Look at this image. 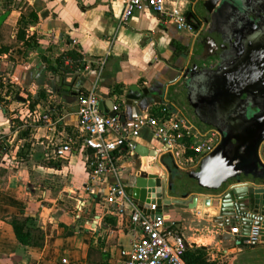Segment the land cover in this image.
Listing matches in <instances>:
<instances>
[{
  "label": "crops",
  "instance_id": "crops-1",
  "mask_svg": "<svg viewBox=\"0 0 264 264\" xmlns=\"http://www.w3.org/2000/svg\"><path fill=\"white\" fill-rule=\"evenodd\" d=\"M18 1L0 0V83L7 85L0 87V94L5 95V101L0 102V136L6 139L0 143L7 146L6 141L19 140L15 146L18 150L7 146L8 153L0 164L15 169L5 181H0V264H86L98 230V235L104 237L103 251L109 253L110 261L122 264L133 241L139 237V229L130 224L129 211L122 217L115 206L106 203L107 189L113 182L111 177L95 183L98 194L86 204L89 214L79 220L75 218L78 201L87 196L91 151L78 143L71 154L56 155V147L68 135L77 133L79 125L78 100L58 93L57 89L65 75L78 73L81 93L94 90L100 101H106L105 108L111 105L109 99L120 104L121 91L130 84L146 82V78L154 82L167 69L157 61L159 53L169 58L170 47L179 45L175 38L184 37L187 41L192 35L178 32L172 23L165 22L162 15L149 8L122 22V0H24L27 6L19 5ZM19 29L25 32V40L18 37ZM74 56H81L78 59L81 66L77 67ZM71 80L70 76L66 78L68 82ZM9 84L20 91L15 94V100L7 92ZM33 98L37 103H32ZM14 103L25 108L17 112ZM162 105L173 106L200 132L215 129L203 123L196 109L189 106L185 91L177 99L166 94ZM120 107L122 110L123 106ZM159 107L151 106L150 112H156ZM50 109L56 111L59 119L52 128L37 120ZM13 117L20 118L22 123L16 126ZM194 118L199 122H194ZM150 137L153 138L150 129L142 130L137 141L160 149L161 144L154 138V142L150 141ZM22 148L25 156L18 155ZM117 158L123 169L122 182L142 166L141 157L134 159L123 149ZM176 169L181 171L179 167ZM0 180H3L1 176ZM196 193L220 194L219 191ZM169 195L183 197L184 194ZM183 210L170 213L177 228L182 225L185 230L182 233L189 246H194L193 236L187 237L186 233L193 227L183 223V214L206 221L197 230H200L199 238L210 241L198 246L208 247L213 259L226 257L228 264H264V243L236 247L238 238L230 230L239 223L221 226L211 215ZM13 214L34 217L47 233L46 245L24 248L12 225L4 221ZM97 216L102 218V223L93 229Z\"/></svg>",
  "mask_w": 264,
  "mask_h": 264
},
{
  "label": "water",
  "instance_id": "water-1",
  "mask_svg": "<svg viewBox=\"0 0 264 264\" xmlns=\"http://www.w3.org/2000/svg\"><path fill=\"white\" fill-rule=\"evenodd\" d=\"M185 40L184 37L175 38L181 46L189 44L190 40L187 43ZM243 42L245 48L235 55L224 43L219 45L223 48L217 55L214 49L209 51L200 43L195 46L193 66L188 65L189 57L173 45L169 58L160 53L157 56V61L167 68L161 76L154 82L150 78L142 83L137 81L121 91V111H115L117 104L113 99H109L111 105L108 108H105L106 101L99 102L102 112L119 115L122 122L129 124L148 112L151 106L162 105L166 94L177 99L185 91L188 104L196 109L201 121L221 134L220 143L201 164L209 162L214 178L210 186L220 192L216 196L189 191L183 197H171L169 191L174 189L173 168H178L177 156L167 152L165 147L150 148L139 143L132 156L142 158V167L123 183L127 194L140 209L146 211L151 201L158 202L160 212L172 205L188 208L211 215L221 226L231 222L242 224L245 234L254 224L264 225V109L258 103H248L247 97L256 92L247 84L252 77L248 76V40ZM69 76L72 80L68 82ZM78 79V73L65 75L57 92L75 96L77 101L82 90ZM145 159L157 164L158 168L165 165L167 177L160 179L146 173L153 167L144 168ZM196 171L187 169L185 173L194 178Z\"/></svg>",
  "mask_w": 264,
  "mask_h": 264
},
{
  "label": "built area",
  "instance_id": "built-area-1",
  "mask_svg": "<svg viewBox=\"0 0 264 264\" xmlns=\"http://www.w3.org/2000/svg\"><path fill=\"white\" fill-rule=\"evenodd\" d=\"M197 0H122L123 12L121 21L128 20L135 12L146 8L162 15L167 23H172L178 32L189 33L193 38L196 31L187 17V11L195 6ZM100 98L92 90L81 94L78 98V132L68 135L56 147L55 153L59 157L71 154L81 144L91 151L88 158L89 178L85 186V193L77 203L75 218L77 220L89 214L86 204L97 196L95 183L107 177L113 178L107 189L106 203L115 206L120 216L129 211L130 224L139 229V237L133 243L127 259L122 264H186L184 254L188 247L186 238L174 227V220L163 209L159 211L158 203L150 204L146 211L140 209L126 192L125 184L120 179L122 167L118 163L117 153L126 150L133 154L139 144L144 128L150 129L153 138L165 147L167 152L177 156V167L181 170L198 166L204 158L210 155L221 141V134L216 129L200 132L191 125L184 115L171 105H158L155 112L141 115L129 124L122 122L119 115L112 116L99 108ZM115 111H121L119 104ZM56 111L50 109L37 117L49 127L58 122ZM5 136H0L3 142ZM151 167L161 169L155 173L146 170L148 174H155L158 178L167 177L166 166L150 162ZM142 167V166H141ZM141 169V168H140ZM125 221V219H124ZM102 218L97 216L93 222V229L98 228ZM230 233L236 239V247L255 246L264 243V225L254 224L249 233L243 232L242 224H236ZM64 263H67L64 260Z\"/></svg>",
  "mask_w": 264,
  "mask_h": 264
},
{
  "label": "flooded vegetation",
  "instance_id": "flooded-vegetation-1",
  "mask_svg": "<svg viewBox=\"0 0 264 264\" xmlns=\"http://www.w3.org/2000/svg\"><path fill=\"white\" fill-rule=\"evenodd\" d=\"M196 5L200 7L187 11V17L195 27L196 37L189 38L186 46H175L189 57L188 65L193 66L196 45L203 43L207 50L214 49L217 55L223 48L219 45L224 43L235 55V52H242L245 48L243 41L247 39L248 76L252 77L247 84L256 92L247 99L248 103H258L264 109V0H213L209 3L207 0H198ZM247 107L250 110V105ZM177 172L178 176L185 173Z\"/></svg>",
  "mask_w": 264,
  "mask_h": 264
},
{
  "label": "trees",
  "instance_id": "trees-1",
  "mask_svg": "<svg viewBox=\"0 0 264 264\" xmlns=\"http://www.w3.org/2000/svg\"><path fill=\"white\" fill-rule=\"evenodd\" d=\"M34 14V13H32ZM18 37L22 40H25V32L22 29H19ZM26 43V41H25ZM1 52V51H0ZM69 55H73L71 51L68 52ZM77 60V67L81 66L82 61H78L81 56H74ZM6 84L0 83V87L6 88ZM8 92V90H7ZM10 93V92H9ZM86 93V92H85ZM81 93V94H85ZM33 104L37 103V99L33 98ZM31 104V105H33ZM25 148V147H24ZM20 149L18 155L25 156L26 151ZM8 153V147L0 143V164L4 156ZM15 170V169H14ZM14 170L10 167L4 168L0 166V176L8 177ZM4 185V184H3ZM4 221L10 223L14 229L15 235L19 243L24 248L29 247H44L47 243V233L39 225L36 219L30 215L26 214H13L4 218ZM113 221V220H111ZM116 221H113L115 223ZM176 228V224H174ZM99 231V230H98ZM96 231L95 236L96 242H92L86 264H115L110 261V256L108 252H104L103 248L105 247V240L102 235H98ZM184 260L186 264H228V258L213 259L209 253V248L204 246H189L186 249L184 254Z\"/></svg>",
  "mask_w": 264,
  "mask_h": 264
},
{
  "label": "rangeland",
  "instance_id": "rangeland-1",
  "mask_svg": "<svg viewBox=\"0 0 264 264\" xmlns=\"http://www.w3.org/2000/svg\"><path fill=\"white\" fill-rule=\"evenodd\" d=\"M17 3L19 5H24V6L28 5L27 4L28 2H25L24 0H19ZM199 5H195L196 7H194V8H197V7L199 8L200 7ZM7 90H8V93L10 92L9 94L11 95V98H13L14 100H15V98H14L15 94L20 92V91L17 90L16 87L12 86V84L8 85ZM4 96H5L4 93L0 94V102H4L5 101V97ZM13 107L15 108V111H17V112H19V111L23 110V108H25V106H23V105L19 106L16 103H14ZM187 115L190 118L192 117L191 116L192 114L190 115L189 112H188ZM13 120L15 121L16 126L20 125V123H22V120H20V118H18V117H13ZM194 122H199V121L196 118H194ZM147 129L148 128H144L143 131H145ZM5 140L6 139L4 138L3 143H5ZM149 140L152 141V142L155 141L153 138H151ZM18 142H19L18 139H15L14 141H10V140L6 141L7 146L9 148H11V149L12 148L13 149H17L15 146H16V144H18ZM199 167H201V168L198 169ZM188 169L189 170H197L196 171V177L189 178L186 173L185 174H181L180 176H178L177 169H174L173 170L174 171L173 181L175 183L174 184V189L169 191V193L176 194V195H181V194H185L186 192H189V191H192L194 193H196V192L206 193V192L217 191V190H214L210 186L211 185V181H214V178L212 177V175L210 173V170H209V162L208 163H204L203 165L200 164L197 168H193V169L192 168H188ZM1 177L3 178V180H0L1 183H2L3 181H5L4 179L6 177H4V176H1ZM174 207H176V206L172 205L168 209H165V211L167 213L174 212V211H176V212L177 211H184L183 208L176 207V209H175ZM171 214L172 213H170V215ZM182 217L184 218L183 219V223L186 226H190V227L192 226L193 227V228H189L190 229V233H186L187 237H188V235L193 236V238L191 239L193 245L198 246V243L199 244L200 243H208L210 241L206 237H200L199 238L200 230L199 231L197 230V228H201V226H203L206 223V221L194 219L195 217L191 216L190 214H188V215L187 214H183ZM175 224H176V229L183 235L182 232L183 231L185 232V230L182 229V227H181L182 225H179V228H177V223H175Z\"/></svg>",
  "mask_w": 264,
  "mask_h": 264
},
{
  "label": "bare ground",
  "instance_id": "bare-ground-1",
  "mask_svg": "<svg viewBox=\"0 0 264 264\" xmlns=\"http://www.w3.org/2000/svg\"><path fill=\"white\" fill-rule=\"evenodd\" d=\"M144 168H151L149 161L146 159V162H144ZM152 172L161 171V169H157L156 167L151 168Z\"/></svg>",
  "mask_w": 264,
  "mask_h": 264
}]
</instances>
